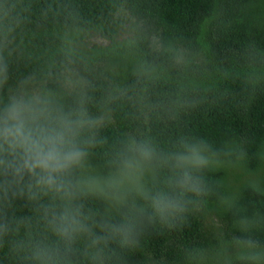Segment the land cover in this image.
Wrapping results in <instances>:
<instances>
[{"label": "clouds", "instance_id": "clouds-1", "mask_svg": "<svg viewBox=\"0 0 264 264\" xmlns=\"http://www.w3.org/2000/svg\"><path fill=\"white\" fill-rule=\"evenodd\" d=\"M107 6L95 21L53 0L30 32L31 4L0 0V264H264V137L162 142L144 127L153 113L179 121L208 80L237 84L234 106L251 110L264 0H214L194 40L127 0ZM172 73L193 79L153 102Z\"/></svg>", "mask_w": 264, "mask_h": 264}, {"label": "trees", "instance_id": "trees-1", "mask_svg": "<svg viewBox=\"0 0 264 264\" xmlns=\"http://www.w3.org/2000/svg\"><path fill=\"white\" fill-rule=\"evenodd\" d=\"M53 0H24L25 4H31L28 15L32 23L27 25V31H36V21L40 19V13ZM67 2V0H61ZM81 13L89 19L99 21L108 16V0H76ZM214 0H127L129 9H135L141 13H152L154 17L177 35L195 39L200 33V24L210 11ZM102 40L113 39V33L107 31L102 35ZM246 38L244 26L234 31L228 38L219 36L215 46L217 53L223 55L230 47L237 46V41ZM264 43V35L258 37ZM40 38L37 37V42ZM193 79L188 73L179 75L172 73L160 81L154 88L155 95L152 96L156 102L162 96L175 91L181 80L188 82ZM211 90L201 91L202 103L196 108L182 114L179 121L168 120L163 114H152L150 120L144 123L153 135L162 142H167L180 134L194 133L207 136L212 140L219 141L234 131H245L250 127L257 135L264 137V96H260L251 106L249 112L242 109L237 110L234 97H238L239 86L235 83L220 81H205L201 87ZM225 91L230 94L224 95ZM129 109L125 106L116 113L114 130L119 132L129 123ZM111 134V133H110Z\"/></svg>", "mask_w": 264, "mask_h": 264}]
</instances>
